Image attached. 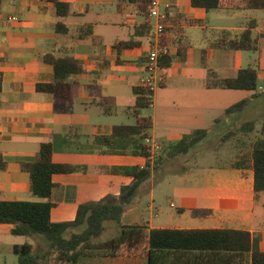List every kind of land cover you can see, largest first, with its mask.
Here are the masks:
<instances>
[{
    "label": "crops",
    "instance_id": "crops-1",
    "mask_svg": "<svg viewBox=\"0 0 264 264\" xmlns=\"http://www.w3.org/2000/svg\"><path fill=\"white\" fill-rule=\"evenodd\" d=\"M63 1L71 4L73 12L65 20L70 34L56 31L58 18L52 3L0 0V164H4L0 166V200H42L32 193L30 174L21 163L34 161L41 143L50 138L55 161L88 167L86 172L54 175V222L74 220L83 202L119 196L133 178L114 168L146 165L143 156L104 153L105 147L96 142V137L110 135L115 125L122 124L119 120L133 112V89L141 86L147 74V55L156 25V19L145 15L130 0ZM158 2L164 19H170L168 23L163 19L165 27L170 28V39L164 41L162 37L161 43L168 48L163 58L169 56L171 64L165 68V84L159 87L165 93L158 99V89L155 90L149 140L160 145L161 149L153 153L164 160L141 185L121 224L147 222L151 228L247 230L261 237L264 250V192L256 198L252 157L253 144L259 136L252 139L255 129L248 134L241 131L247 121L257 124L252 115L261 103L256 104L258 96L252 95V101L244 100L242 109L227 113L232 105L222 107L215 98H221L229 89L208 87L211 80L236 77L244 68L247 51L217 48L214 44L222 37L240 35L254 19V33L260 35L261 42L264 14L259 16L260 27L259 17L245 15V10L251 9L208 11L194 7L191 0ZM186 19L199 22L187 24ZM85 24H92L102 40L95 43L91 37L75 38ZM131 39L138 45L115 47L119 41ZM183 47L185 59L179 54ZM49 53L70 55L84 64L85 71L71 78L75 81L71 103L59 102L53 94L37 90V84L54 79V66L45 61ZM251 66H259L264 97V58L262 63ZM223 124L226 129L219 131ZM195 129H209L210 134L190 153L169 157L164 147ZM221 156L228 162L210 161ZM165 200L170 208L179 207L181 216L191 217L177 218L167 213L162 205ZM192 209H208L211 213L195 217ZM121 224L115 228L120 229ZM13 227L0 223V264H18L15 246L39 242L37 237L12 234Z\"/></svg>",
    "mask_w": 264,
    "mask_h": 264
},
{
    "label": "trees",
    "instance_id": "trees-1",
    "mask_svg": "<svg viewBox=\"0 0 264 264\" xmlns=\"http://www.w3.org/2000/svg\"><path fill=\"white\" fill-rule=\"evenodd\" d=\"M52 3L56 9L58 22L56 31L70 34L71 29L65 20L73 15L71 4L63 0H43ZM136 2L140 11L150 15L153 0H130ZM194 7L208 11L227 9H264V0H191ZM170 19H164L168 23ZM196 24L199 21H185ZM165 26V25H164ZM257 20L238 36L222 37L214 45L217 48L256 51L259 49L260 35L254 33ZM169 27L162 35L168 41ZM92 38L95 43L102 40L96 35L92 24L78 29L77 39ZM164 43V42H162ZM138 45L134 39L119 41L117 48H130ZM186 48L179 54L185 59ZM206 52H204L205 54ZM45 61L53 64L54 79L49 83L37 84L39 92L54 95L63 103L74 100V75L85 71L81 60L70 55L49 53ZM171 64L169 56L161 59L165 69ZM259 66L241 68L236 77L211 80L209 88L229 90L258 91L260 87ZM163 83L161 86H163ZM136 102L133 112L137 117L135 124H117L110 135L96 137V142L105 147L106 154H131L147 159L144 167L120 166L114 168L119 174L128 175L133 182L124 185L119 196L109 195L100 201L83 202L78 207L77 216L72 221L54 222L52 210L56 206L52 200L56 186L55 174L86 172L87 166L60 163L54 159L53 142L49 138L41 143L34 161L21 163L22 169L30 174V186L34 196L41 201L0 200V223L13 224L11 233L27 237H37L38 243L25 242L16 245L18 264H131L141 260L142 264H264V250L261 237L250 231L233 228H151L147 222L123 225L122 218L127 208L133 204L141 185L150 178L152 171L158 169L162 155H155L147 139L151 138L153 127L151 115H140L144 108L151 107L155 91L150 87H134ZM246 101H239L227 109V113L242 109ZM254 121L241 126L245 134L255 129ZM210 134L209 129H195L180 141L165 146L169 157H179L190 153L193 148ZM255 176L256 198L264 192V120L261 135L252 148ZM4 164H0L2 167ZM182 210V209H181ZM208 209H192L195 217L207 216ZM106 221L121 224L119 232L106 240H97L105 231Z\"/></svg>",
    "mask_w": 264,
    "mask_h": 264
},
{
    "label": "rangeland",
    "instance_id": "rangeland-1",
    "mask_svg": "<svg viewBox=\"0 0 264 264\" xmlns=\"http://www.w3.org/2000/svg\"><path fill=\"white\" fill-rule=\"evenodd\" d=\"M264 14V10H257V9H251V10H245V15L248 16L249 18H254V17H259L261 15ZM259 26L261 27V17H259ZM260 33V32H259ZM244 61H243V67H248L251 65H258L260 64V62L262 63V59L264 58V39L261 40L260 42V48L259 50L256 51H246L244 52ZM158 89V90H157ZM157 93H158V99L160 97L161 94H164L165 92H160L161 89L157 88ZM225 93H229L228 95H226ZM221 98L216 97L215 98V102L216 103H220L222 107L224 106H231L241 100H249L252 101V95L258 96L255 100H256V104H260V108L259 110L255 111L252 115V117H254V120H256L257 124L255 127V130L253 132V138L252 139H256L258 136L261 135V128H262V124H263V118H264V97H263V90L260 87L258 89V91H254V92H250V91H242V90H229L228 92H225ZM209 101V99H208ZM153 107H148V108H144L142 109V114L143 115H152L153 112ZM238 113V112H236ZM136 117L133 114L132 111H130L127 116L122 117V119L119 120V122L122 123H135ZM225 128V124H223L222 126L220 125V127H218L219 131H224ZM163 143V142H160ZM249 143V142H248ZM235 143H231V145H234ZM224 156V155H223ZM220 158V159H217ZM210 161H213V163H217V164H224L228 161H226L224 158L221 157H213L210 159ZM162 171V170H161ZM161 174V173H160ZM164 174V172L162 173V175ZM166 174V173H165ZM168 174V173H167ZM161 175V176H162ZM165 176V175H164ZM166 176H173V174H168ZM172 199H175V197L172 196ZM147 198L144 199V201H146ZM158 205V203H157ZM162 205L165 207L166 212L169 213H173L175 217L179 218V217H191L190 215H182L179 212V207L178 208H170V205L168 203L167 200L164 201V203H162ZM125 221H129L128 218H125ZM115 225H119V223H117L116 221H106L105 222V231L103 232V234L101 235V237L97 238V240H106L111 238L112 236L116 235L119 231L118 228H115ZM17 261V257L15 256L14 258Z\"/></svg>",
    "mask_w": 264,
    "mask_h": 264
},
{
    "label": "built area",
    "instance_id": "built-area-1",
    "mask_svg": "<svg viewBox=\"0 0 264 264\" xmlns=\"http://www.w3.org/2000/svg\"><path fill=\"white\" fill-rule=\"evenodd\" d=\"M150 18L156 19L155 31H154V42L149 49L146 61L147 74L141 82V86L150 87L154 91L165 83V69L161 66V59L165 54L168 53V48L163 46L161 43L162 35L164 33L163 19L165 16L161 14L159 10L158 0L152 1V9L150 12ZM12 20H17L16 17H11ZM152 146V150L159 151L160 145L151 142L147 139Z\"/></svg>",
    "mask_w": 264,
    "mask_h": 264
}]
</instances>
